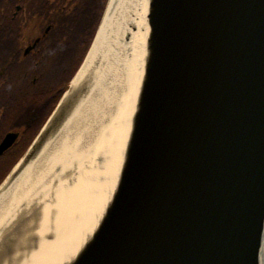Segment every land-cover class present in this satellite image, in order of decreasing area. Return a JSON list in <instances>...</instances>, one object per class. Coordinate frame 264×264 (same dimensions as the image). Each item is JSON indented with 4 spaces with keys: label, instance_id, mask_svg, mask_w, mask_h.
Instances as JSON below:
<instances>
[{
    "label": "water",
    "instance_id": "water-1",
    "mask_svg": "<svg viewBox=\"0 0 264 264\" xmlns=\"http://www.w3.org/2000/svg\"><path fill=\"white\" fill-rule=\"evenodd\" d=\"M147 25L113 190L64 264H264V0H148ZM77 74L0 192L89 96ZM31 239L0 264L38 250Z\"/></svg>",
    "mask_w": 264,
    "mask_h": 264
},
{
    "label": "bare ground",
    "instance_id": "bare-ground-1",
    "mask_svg": "<svg viewBox=\"0 0 264 264\" xmlns=\"http://www.w3.org/2000/svg\"><path fill=\"white\" fill-rule=\"evenodd\" d=\"M147 12L148 0H110L72 83V90L90 85L89 96L2 188L0 248L10 242L19 251L31 236L42 238L19 264H64L73 252L67 243L78 248L94 228L114 187L139 90Z\"/></svg>",
    "mask_w": 264,
    "mask_h": 264
},
{
    "label": "trees",
    "instance_id": "trees-1",
    "mask_svg": "<svg viewBox=\"0 0 264 264\" xmlns=\"http://www.w3.org/2000/svg\"><path fill=\"white\" fill-rule=\"evenodd\" d=\"M108 2L109 0H53L49 5L48 0H32L29 9H33L37 17L48 19L52 24L48 37L51 44L48 49H53L56 53L54 56L60 55L62 58L58 62L57 73L54 76H48L45 71L52 57L44 64V53H40L42 55L39 54L40 57L36 58L39 66L34 72H30L29 69L20 72V87L15 94L16 101L4 106L5 115L1 124L6 126L10 122L13 123L7 128L4 127L6 129L0 140L9 130L20 126L18 131L22 136L18 145L25 137L29 143L1 182L25 155L69 89L71 81L92 46ZM13 4L14 0H5L0 4V8L6 10V17H11Z\"/></svg>",
    "mask_w": 264,
    "mask_h": 264
},
{
    "label": "flooded vegetation",
    "instance_id": "flooded-vegetation-1",
    "mask_svg": "<svg viewBox=\"0 0 264 264\" xmlns=\"http://www.w3.org/2000/svg\"><path fill=\"white\" fill-rule=\"evenodd\" d=\"M3 1L5 0H0V4ZM52 1L48 0V4L51 5ZM31 2L32 0H14L11 17H6L5 8H0V125L5 115L4 106L16 101L15 94L20 87V72L24 69L37 68L39 63L35 61L36 58L40 53H46L51 44L48 37L52 24L48 19L37 17V13L29 9ZM12 93L13 96L10 95ZM19 128L20 126H16L9 130L0 140L1 143L9 133H19L18 141L9 151L20 142L22 133L18 131Z\"/></svg>",
    "mask_w": 264,
    "mask_h": 264
},
{
    "label": "rangeland",
    "instance_id": "rangeland-1",
    "mask_svg": "<svg viewBox=\"0 0 264 264\" xmlns=\"http://www.w3.org/2000/svg\"><path fill=\"white\" fill-rule=\"evenodd\" d=\"M109 2H110V0H109ZM109 2L107 4L104 16H103V18H102V20L100 22V26L102 25V22L104 20L106 11L108 9ZM100 26H99V28H100ZM99 28H98V30H99ZM59 48L62 49V47H59ZM55 54L56 53H54L53 49H48V51L46 53H44V57H45L44 64L48 62V59L50 57H52L50 59L49 64L45 68V71H46L47 75L50 76V77L54 76L57 73L58 62L62 58V56H60V55L54 56ZM33 68L34 69H32L30 72H34L36 70L35 67H33ZM12 123L13 122H10V123L6 124V126L1 124V126H0V136L2 134H4L5 129L7 127L11 126ZM4 127H6V128H4ZM28 143H29V140H27V137H25L23 139V141H21L20 145L16 146L15 149L10 154H7V155L3 156L2 158H0V182L4 178V176L7 174L9 169H11V167L14 165V163L17 162L19 157L24 153V148L28 145Z\"/></svg>",
    "mask_w": 264,
    "mask_h": 264
},
{
    "label": "crops",
    "instance_id": "crops-1",
    "mask_svg": "<svg viewBox=\"0 0 264 264\" xmlns=\"http://www.w3.org/2000/svg\"><path fill=\"white\" fill-rule=\"evenodd\" d=\"M2 183V182H1Z\"/></svg>",
    "mask_w": 264,
    "mask_h": 264
}]
</instances>
